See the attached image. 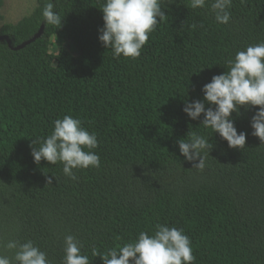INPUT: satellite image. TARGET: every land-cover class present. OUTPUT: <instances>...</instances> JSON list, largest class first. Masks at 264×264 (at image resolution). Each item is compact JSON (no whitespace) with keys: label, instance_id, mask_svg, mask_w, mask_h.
<instances>
[{"label":"trees","instance_id":"obj_1","mask_svg":"<svg viewBox=\"0 0 264 264\" xmlns=\"http://www.w3.org/2000/svg\"><path fill=\"white\" fill-rule=\"evenodd\" d=\"M36 1L29 15L0 24L13 47L44 27L19 50L0 40V254L14 256L3 246L9 240H31L62 264L64 237L73 235L89 264H103L110 249L161 224L183 229L194 264H264V142L250 123L259 106L232 113L238 133H247L242 149L205 128L203 114L192 120L183 111L203 101V86L227 72L238 51L264 42V0H232L228 24L216 22L212 0L197 9L191 0H165L166 18L136 59L114 57L98 39L105 0H52L59 28L43 22L48 0ZM56 37L79 53L52 54ZM65 115L98 140L91 151L100 167L73 169L76 179L63 163L37 164L31 155ZM193 132L213 145L202 153L203 169L179 150Z\"/></svg>","mask_w":264,"mask_h":264},{"label":"clouds","instance_id":"obj_2","mask_svg":"<svg viewBox=\"0 0 264 264\" xmlns=\"http://www.w3.org/2000/svg\"><path fill=\"white\" fill-rule=\"evenodd\" d=\"M167 2L171 4L174 0ZM164 3L165 0H105L101 9L104 25L99 30L101 34L98 39L105 48L112 50L114 57L123 55L125 58H138L149 35L166 18L162 10ZM207 3L208 0H191V7L204 8ZM231 4L232 0H212L210 10L216 22L229 23ZM42 17L48 25L57 28L62 26L61 16L54 11L52 0L45 4ZM227 63V72L213 76L211 82L203 86V101L186 103L183 111L192 120L199 119L203 114L202 125L205 128L219 133L230 148L242 149L246 144L247 133H238L232 118L233 112L239 114L241 106H259L251 118V134L264 142V42L238 51L234 59ZM206 103L215 107L206 109ZM36 143L33 141L34 145ZM178 145L186 160L195 161L199 158V163L194 165L198 169L205 167L202 153L207 150L209 155L213 147L209 139L195 132L190 134L188 141L180 139ZM97 147L96 134L84 128L80 119L65 115L54 122V130L39 147H32L31 155L37 164L41 160L49 164L63 163V173L76 179L73 169L100 167L99 155L91 151ZM50 184L52 177L47 179V185ZM155 227L154 235L142 231L136 241L118 249H110L106 256H101L103 264H194L196 257L193 255L192 243L183 229L161 224ZM3 246L15 250V254L13 257L0 254V264H51L47 254L31 240L24 243L9 240ZM81 248L82 244L75 236L66 235L62 264H89V258L81 253ZM94 255L100 256L95 251Z\"/></svg>","mask_w":264,"mask_h":264},{"label":"rangeland","instance_id":"obj_3","mask_svg":"<svg viewBox=\"0 0 264 264\" xmlns=\"http://www.w3.org/2000/svg\"><path fill=\"white\" fill-rule=\"evenodd\" d=\"M37 5L36 0H4L0 7V24L5 22L16 23L24 16L29 15ZM66 47L72 54H78L79 50L68 40L56 37L50 45V52L58 55L60 48Z\"/></svg>","mask_w":264,"mask_h":264},{"label":"water","instance_id":"obj_4","mask_svg":"<svg viewBox=\"0 0 264 264\" xmlns=\"http://www.w3.org/2000/svg\"><path fill=\"white\" fill-rule=\"evenodd\" d=\"M43 29H44V27H43V25H42V26L40 27V29L38 30V32L34 35V37H32L30 40H28V41H26V42H24V43H22V44H20V45H18V46H16V47H13V46H12V42H11V40L9 39L8 36H1V37H0V40H6L7 43H8V45H9V47H11L13 50H19V49L24 48V47H25L26 45H28L29 43L35 41L37 38H39V37L42 35V33H43Z\"/></svg>","mask_w":264,"mask_h":264}]
</instances>
